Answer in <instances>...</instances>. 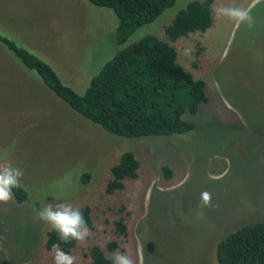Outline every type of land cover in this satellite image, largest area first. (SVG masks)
<instances>
[{
  "label": "rangeland",
  "instance_id": "rangeland-1",
  "mask_svg": "<svg viewBox=\"0 0 264 264\" xmlns=\"http://www.w3.org/2000/svg\"><path fill=\"white\" fill-rule=\"evenodd\" d=\"M187 1L174 0L119 44L109 8L87 0H0V31L50 63L78 93L117 49L150 33L174 47L207 96L195 114L184 113L195 123L190 131L121 137L70 109L0 46V166L21 168L27 193L21 203H0L2 264H54L53 247H44L50 225L37 215L47 203L90 208L89 237L67 251L75 264L88 261L94 244L135 264H216L221 237L264 221V0H212L251 7L254 26L212 12L209 28L170 41L163 26ZM123 151L138 161L137 176L107 192L109 168ZM203 191L214 207L200 205ZM119 216L126 235L115 237L109 251L104 245L114 239Z\"/></svg>",
  "mask_w": 264,
  "mask_h": 264
},
{
  "label": "trees",
  "instance_id": "trees-1",
  "mask_svg": "<svg viewBox=\"0 0 264 264\" xmlns=\"http://www.w3.org/2000/svg\"><path fill=\"white\" fill-rule=\"evenodd\" d=\"M87 1L113 12L119 44L174 3V0ZM210 5L212 0L187 1L163 26V34L173 41L188 33L203 32L212 22ZM0 46L16 66L33 72L70 109L102 130L121 137L168 136L190 131L195 123L185 119L184 113L195 114L198 106L207 101L204 81L182 68L172 45L150 33L117 49L89 78L81 93L65 84L50 63L2 31ZM137 168L138 161L132 152L123 151L117 163L109 168L105 191L122 187L124 178H135ZM161 170L165 176L170 175L167 166ZM86 175L82 173L80 180L86 181ZM12 191L14 202L26 200L27 193L22 186ZM80 208L91 228L89 206ZM112 234L114 239L104 245L109 251L117 246V237L126 235L122 216L113 221ZM76 242H61L51 226L45 232L46 249L59 244L67 252ZM88 257L85 264H113L111 257L96 244L88 248ZM214 257L216 264H264V221H252L227 232L216 242Z\"/></svg>",
  "mask_w": 264,
  "mask_h": 264
},
{
  "label": "clouds",
  "instance_id": "clouds-1",
  "mask_svg": "<svg viewBox=\"0 0 264 264\" xmlns=\"http://www.w3.org/2000/svg\"><path fill=\"white\" fill-rule=\"evenodd\" d=\"M259 2V0H257ZM214 15L227 17L238 23H246L249 28L254 26V17L251 15V7L242 8L231 5L209 6ZM24 172L18 166L11 164L0 166V203H7L13 199V189L21 187V179ZM200 205L202 207H214L212 196L208 191L200 194ZM40 220L49 224L58 235L61 242L70 241L84 242L90 235V229L80 207L72 203H47L37 210ZM54 264H75V257L65 252L59 244L53 246ZM113 264H135L130 255L117 252L111 257Z\"/></svg>",
  "mask_w": 264,
  "mask_h": 264
}]
</instances>
